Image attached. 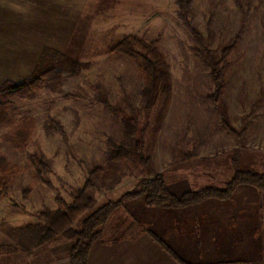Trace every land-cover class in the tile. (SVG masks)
<instances>
[{
    "label": "rangeland",
    "instance_id": "obj_1",
    "mask_svg": "<svg viewBox=\"0 0 264 264\" xmlns=\"http://www.w3.org/2000/svg\"><path fill=\"white\" fill-rule=\"evenodd\" d=\"M82 7L80 26L70 35L66 33L64 45L42 48L58 53H46L43 60L45 69L54 67V76L44 75L39 87L28 95L0 94L8 114V121L0 122V136L20 118L34 120L23 151L0 143V152L13 165L11 186L0 197V225L40 222L35 213L44 208L55 210L57 193L70 202L88 169L106 159L108 137L116 142L123 140L120 118L95 101L91 88L94 83L105 87L111 104L130 96L156 171L169 175L171 171L185 172L210 163L223 166L238 157L234 146L240 142L222 128L216 106L205 99L213 91L209 69L202 63L191 32L178 17L176 0H87ZM189 19L206 40L215 60L223 48L236 41L235 48L219 66L223 72L221 108L233 126L243 129L244 148L240 154L248 160L250 152L264 160V0H191ZM128 33L157 41L169 66L171 92L156 136H152L153 118L164 95L155 108L146 112L140 95L143 74L138 61L108 51ZM75 92L84 98L64 97ZM48 117L61 123L63 135L46 127ZM38 148L51 164L47 177L55 189L37 176L28 157ZM184 156H193V160L186 161ZM232 169L217 175L216 181L227 180ZM254 169L264 172V165ZM141 177L138 167L128 163L116 184L109 181L96 191L97 205L116 199ZM27 187L30 190L24 197L22 191ZM65 240L61 237L58 244ZM252 249L250 255L242 257H259L260 245L257 243V248Z\"/></svg>",
    "mask_w": 264,
    "mask_h": 264
},
{
    "label": "crops",
    "instance_id": "obj_2",
    "mask_svg": "<svg viewBox=\"0 0 264 264\" xmlns=\"http://www.w3.org/2000/svg\"><path fill=\"white\" fill-rule=\"evenodd\" d=\"M86 1L0 0V85L5 80H27L43 47L63 46L66 33L78 30ZM242 145L234 146L238 157L223 166L210 163L169 175L161 171L168 191L180 196L207 185H222L231 176L219 182L216 176L236 163L251 169L264 165L250 152L243 154L248 160L242 156ZM188 156L186 161L193 160ZM121 208L92 243L87 264H264V191L253 186L239 185L229 198H207L182 208L148 206L143 198L128 200ZM30 223L36 222L0 225V246L9 247L0 249V264H69L72 241L66 238L58 244L63 235L38 245H28L26 236L24 244L10 238V228ZM257 243L259 257L243 258Z\"/></svg>",
    "mask_w": 264,
    "mask_h": 264
},
{
    "label": "trees",
    "instance_id": "obj_3",
    "mask_svg": "<svg viewBox=\"0 0 264 264\" xmlns=\"http://www.w3.org/2000/svg\"><path fill=\"white\" fill-rule=\"evenodd\" d=\"M178 17L191 32L196 44L197 51L201 55L202 63L209 69V75L213 83V91L205 99L216 106L221 116L222 128L238 143L243 141V129L233 126L227 117L223 106V72L219 66L224 63L235 48L236 41L221 50L219 59L214 58L212 52L206 47V40L189 19L191 0H176ZM201 48V49H200ZM108 51L126 55L139 63L143 74V86L140 90L143 109L149 112L155 108L164 95L162 104L153 118L152 136H156L167 111V100L171 92V79L169 66L164 55L158 49L157 41H147L143 37L128 33L112 44ZM49 53L57 55L50 49H44L32 76L22 82L13 83L5 81L0 86V94L28 95L39 87L42 78L54 76V67L45 69L43 60ZM95 93V101L102 104L114 115L120 118L122 124L121 134L123 140L116 142L113 137H108L106 159L100 165H93L87 171L83 184L77 188L71 196V201H65L58 193L55 201L58 207L55 210L44 208L35 213L40 221L16 228H10L8 234L11 239L24 244L26 236L27 244L38 245L58 236L72 241L69 250V264H87L88 252L94 241L100 238L102 230L111 215L120 209L122 205L132 199L143 198L148 206L164 208H182L195 205L207 198H229L239 185H250L259 191H264V172L251 168L235 167L231 177L222 185H207L199 189L189 190L180 196L171 194L165 184L164 176L154 168L152 155L149 147H145L143 128L140 126L137 110L132 107L130 96L119 103L111 104L108 92L100 83L91 85ZM65 98H84L79 92L66 93ZM6 102L0 101V122L8 121ZM127 108V109H125ZM34 127L31 117L20 118L10 130L0 136V143L7 144L11 148L23 151L30 139ZM46 127H52L64 134L61 123L53 117L47 118ZM31 163L35 166L37 176L51 189H55L47 174L51 171V164L39 148L29 154ZM128 163L138 167L142 177L134 186L121 193L116 199H109L97 205L95 193L108 182L116 184L124 167ZM13 165L8 157L0 152V197L5 195L11 186V169ZM30 188H25L22 193L25 197ZM81 219V220H80ZM80 220L78 227L74 224ZM9 247L0 246V249ZM180 264H194L181 262Z\"/></svg>",
    "mask_w": 264,
    "mask_h": 264
}]
</instances>
